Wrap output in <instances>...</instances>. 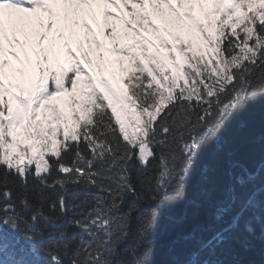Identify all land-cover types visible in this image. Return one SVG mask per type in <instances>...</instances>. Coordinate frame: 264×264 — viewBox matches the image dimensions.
<instances>
[{
  "label": "snow or ice",
  "instance_id": "obj_1",
  "mask_svg": "<svg viewBox=\"0 0 264 264\" xmlns=\"http://www.w3.org/2000/svg\"><path fill=\"white\" fill-rule=\"evenodd\" d=\"M262 97L264 0H0V264H117L140 203L182 200L202 144ZM54 171L61 178L49 183ZM255 180L232 178L221 218ZM69 186L94 190L83 219L67 225L82 233L71 252L65 197L53 215L43 211L45 190ZM260 196L264 188L247 195L203 247L221 246L245 213L264 211ZM158 218L155 209L139 217L131 259L119 264H145ZM256 219L245 223L249 234Z\"/></svg>",
  "mask_w": 264,
  "mask_h": 264
},
{
  "label": "trees",
  "instance_id": "obj_2",
  "mask_svg": "<svg viewBox=\"0 0 264 264\" xmlns=\"http://www.w3.org/2000/svg\"><path fill=\"white\" fill-rule=\"evenodd\" d=\"M222 124L215 137L202 144L191 172L184 181L182 200L174 203H140V211L133 217L129 229V241L118 250L120 255L116 258L117 264L120 261H130L131 257L125 253V249L137 239L139 217L153 209L159 212V218L154 230L144 240L147 255L140 253L145 264H190L193 259H198L200 264H264V211L261 210L245 213L239 229L230 232L221 246L214 249L203 247L213 236L232 223L233 217L240 212V202L246 199L247 195L264 188V97L248 102L241 109L225 116ZM242 172L254 175L256 180L245 188L236 189L237 202L221 218L218 210L229 207L228 189L232 178ZM57 178H61V174L54 171L49 183ZM132 178L133 183H137L136 171L132 172ZM175 187L174 183L170 191ZM23 191L16 185L14 199L23 194ZM90 191L94 190L69 186L67 192L57 188L55 191L45 190L43 193V211L46 215H53L52 205L57 203L61 196L67 201L70 211L61 224V229L67 231L69 252L79 245L82 233L67 225L83 219L81 211L85 206L90 207L92 204L91 196L88 195ZM28 195L32 202L39 206L41 196L32 189L31 184ZM258 199L264 204V196ZM132 203L133 200L129 197L125 210ZM56 212H59L58 207ZM24 215L30 217L31 211ZM253 215L257 219L253 222L254 232L249 234L245 231V223L252 221ZM38 227H45L43 221ZM24 231L27 229L18 235L22 236ZM20 243L24 245L22 239ZM52 243V239H45L41 246L48 249ZM12 258L11 255L6 256V259ZM61 258L64 259L63 256Z\"/></svg>",
  "mask_w": 264,
  "mask_h": 264
},
{
  "label": "rangeland",
  "instance_id": "obj_3",
  "mask_svg": "<svg viewBox=\"0 0 264 264\" xmlns=\"http://www.w3.org/2000/svg\"><path fill=\"white\" fill-rule=\"evenodd\" d=\"M117 2L119 3V0H117ZM109 11L115 12L116 9H115V8H109ZM126 12H127V10H125V13H126ZM92 27H93V30L95 31V30H96V26L93 24ZM21 39H22V37H21ZM33 39H35V36H33ZM6 47H7V43H6ZM74 50H75V49H74ZM6 58H7V57H6ZM85 67H87V65H85Z\"/></svg>",
  "mask_w": 264,
  "mask_h": 264
}]
</instances>
